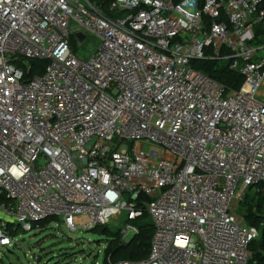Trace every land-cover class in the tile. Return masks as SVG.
<instances>
[{
    "label": "built area",
    "instance_id": "obj_1",
    "mask_svg": "<svg viewBox=\"0 0 264 264\" xmlns=\"http://www.w3.org/2000/svg\"><path fill=\"white\" fill-rule=\"evenodd\" d=\"M109 10L0 0V248L17 246L13 224L91 230L146 212L149 257L108 264H250L260 232L239 206L264 195V42L253 43L264 0ZM86 32L101 39L89 57L74 41ZM196 59L226 62L242 85L229 90ZM36 60L47 65L32 76Z\"/></svg>",
    "mask_w": 264,
    "mask_h": 264
},
{
    "label": "rangeland",
    "instance_id": "obj_2",
    "mask_svg": "<svg viewBox=\"0 0 264 264\" xmlns=\"http://www.w3.org/2000/svg\"><path fill=\"white\" fill-rule=\"evenodd\" d=\"M85 42H75L79 54L89 57L100 47L101 39L90 32H86ZM28 68V65L26 66ZM34 76V74H32ZM258 98L264 102V85L260 89ZM133 147L136 144H132ZM152 143L146 146L149 150ZM161 154L164 150L160 149ZM160 154V155H161ZM242 212L239 206V212ZM126 211L118 218H113L106 225L110 230L121 232L125 239L133 236L134 231L127 226ZM13 234L17 246L0 248V264H104L106 248L109 244L108 236L104 231L96 228L91 230H70L62 218H52L42 223L40 229L24 230L21 226Z\"/></svg>",
    "mask_w": 264,
    "mask_h": 264
},
{
    "label": "trees",
    "instance_id": "obj_3",
    "mask_svg": "<svg viewBox=\"0 0 264 264\" xmlns=\"http://www.w3.org/2000/svg\"><path fill=\"white\" fill-rule=\"evenodd\" d=\"M97 3L103 12L111 16L109 5L112 0H91ZM178 2L180 0H174ZM263 28L257 27L256 38L253 43L259 44L264 42ZM47 65L45 60H36L33 63L32 74L40 75L44 72ZM192 65L195 69L200 70L216 81L224 84L229 90L238 89L244 78L241 74L230 69L229 65L220 60H193ZM240 209L248 225L259 229V237L250 243L251 252L250 264H264V195L261 193L250 192L246 195L240 204ZM129 225L136 228L133 236L125 239L121 232L110 230L107 226H100L96 229L104 231L108 236L109 244L105 250L106 259L104 264L109 261L118 262L122 260L141 261L149 257L151 251L152 239L155 233V226L148 215L144 213L134 220H128Z\"/></svg>",
    "mask_w": 264,
    "mask_h": 264
},
{
    "label": "water",
    "instance_id": "obj_4",
    "mask_svg": "<svg viewBox=\"0 0 264 264\" xmlns=\"http://www.w3.org/2000/svg\"><path fill=\"white\" fill-rule=\"evenodd\" d=\"M78 37L80 38V40H83L85 36L80 33V34H78Z\"/></svg>",
    "mask_w": 264,
    "mask_h": 264
}]
</instances>
